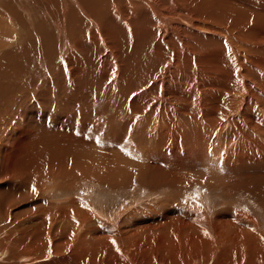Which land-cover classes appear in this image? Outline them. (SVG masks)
<instances>
[{
    "label": "bare ground",
    "instance_id": "bare-ground-1",
    "mask_svg": "<svg viewBox=\"0 0 264 264\" xmlns=\"http://www.w3.org/2000/svg\"><path fill=\"white\" fill-rule=\"evenodd\" d=\"M45 122L69 128L48 138ZM143 136L149 149L122 157ZM190 156L264 169V0H0V264H194L213 240L212 264H264L261 225L238 211L166 213L130 232L75 199L44 225L13 213L47 178L116 184ZM66 242L79 260L56 258Z\"/></svg>",
    "mask_w": 264,
    "mask_h": 264
},
{
    "label": "rangeland",
    "instance_id": "rangeland-1",
    "mask_svg": "<svg viewBox=\"0 0 264 264\" xmlns=\"http://www.w3.org/2000/svg\"><path fill=\"white\" fill-rule=\"evenodd\" d=\"M45 123L40 125L39 133L46 137L49 136L52 138L53 136L54 139L57 138V135L61 131H66L69 128L68 126L65 127L64 123L49 122L46 123L47 125ZM115 131L112 133L105 131L100 137L106 146V150H113L110 151L111 153L115 151L114 149H116V146H119L113 142L114 135L117 133ZM43 133H45V135ZM77 134H73V136H84L80 133ZM59 137H61V134L58 135V138ZM135 139L133 140V146L128 144L130 147L126 145L125 148H122L123 146H121L118 148L119 150L117 149L120 153L122 152V157L125 158V153L137 156L144 154L145 148L139 147V145L145 146L147 149H149L151 141L146 136H143L142 139ZM92 149L96 150L97 147ZM88 151L91 153V149ZM193 157L194 156H190L186 158V162H184L182 165H175L176 161L172 160L171 162H174L175 164L171 163L172 165L169 164L168 167H165L166 169L164 167L161 169L163 171L165 170V173L160 170L164 174H161L158 170L157 172L148 171L147 173L140 172L139 174L137 172L138 170L136 169L133 173H137L139 176L136 175V178H134V176L132 179L130 177L127 181L122 180V183L121 181L116 182V184L112 183L113 186L108 182L105 183L104 181H93L87 183L83 182L86 187H82L74 185L72 178L68 177V184L64 185L67 187H60V184H57L55 181H53L56 180L55 177L47 178L48 180L45 181V185H43L41 189L34 191L32 195L26 196L30 198L26 199L25 204L17 209L18 213L19 211L20 213L18 214L17 210L13 213L14 215L16 214L20 216L23 212L22 217L29 215L28 218L30 221L35 217H39L38 222L44 225V221L46 223V218L50 216L51 211L55 207L64 205V203L68 204L72 201V199H75L76 201L78 200L80 209H90V211L94 212L93 214L98 224L101 221L102 224H106L104 227L109 229L114 230L121 227L122 230L124 229L127 232H130L133 231V229L136 230L138 226V228H140V226L143 224H148L150 221L151 223L157 224L163 216H166V213L169 214V216L171 215L170 221L171 219L173 221V218L184 219L186 214L189 212L191 214L193 212V214H197L198 216L196 215V218L199 217L205 220H207V218L209 220H214V218L217 219L218 216L224 215L232 218L235 215L234 211H238L240 213L242 212L243 218L246 216L244 219L250 217L253 218V220H256L257 224L261 225L260 230H262L264 233V169L255 165H253V167L255 166V168H253L252 164H248L244 168L235 170L231 167L230 169L222 165L220 166V163H216L215 165V161H212V159L207 157H204L205 160L208 159L206 162L205 160H202L203 162L200 161L197 157V160L199 161L198 162L196 158ZM158 172L159 174H157ZM133 173L130 172L128 176L132 175ZM175 174L178 175H176L177 182L174 180V178H176ZM162 175H164L165 178L166 176L170 175V177L172 176V179L168 176L165 180H163L164 182H161V179H164ZM179 175H182L181 178ZM184 176L186 178H184ZM179 179L180 181H178ZM173 180L174 184L172 182ZM27 192L29 193L30 190H27ZM171 211L173 213H171ZM177 213L179 215L180 213L182 214L179 216ZM30 221L28 225L32 226ZM245 226L247 227V224ZM78 231L79 233L84 231L82 225L78 227ZM158 231L159 230H155V232ZM213 241H209V245L211 243L212 246L214 245V247H211L212 249L209 250L210 252L208 251V247H206L203 251L198 250L195 254L196 257H198V254L206 255L203 259L204 263L202 261H196L195 263L193 262L194 264H206L207 262L212 264L213 261L219 257V255L215 252V250L218 249L217 245L213 243ZM124 242L126 243L125 245L123 244ZM123 243V248L129 247L127 240H123ZM63 245L67 250L65 252L57 253L56 258H72V260H79V257L77 256L78 251H74V253L72 252L73 244L66 242ZM138 247L134 246L133 250ZM188 247L189 246H186L184 248ZM182 251L184 252V250ZM212 252L214 255L211 257ZM222 253L223 251L220 254ZM113 254L117 258H119L121 255V253L117 251L113 252ZM125 255L127 256V254H124L123 258L124 260L127 259L128 261V258ZM142 256V253L137 255V257L140 258L136 260L137 264L144 263L145 260ZM150 256L154 257V252H151ZM222 257L223 256H221V258ZM50 258H54V256L44 257L36 263H47L49 262L48 260H51ZM102 262H93L91 264H101ZM75 264H88V262L81 260L75 262ZM106 264H115V262L109 261V263L106 262ZM182 264H184V262Z\"/></svg>",
    "mask_w": 264,
    "mask_h": 264
}]
</instances>
